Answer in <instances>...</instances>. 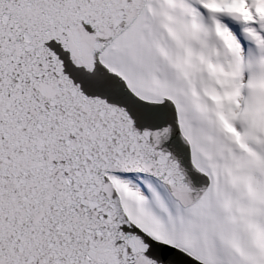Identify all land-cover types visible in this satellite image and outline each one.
<instances>
[{
    "label": "snow or ice",
    "instance_id": "6c2138e0",
    "mask_svg": "<svg viewBox=\"0 0 264 264\" xmlns=\"http://www.w3.org/2000/svg\"><path fill=\"white\" fill-rule=\"evenodd\" d=\"M0 264H264V0H0Z\"/></svg>",
    "mask_w": 264,
    "mask_h": 264
},
{
    "label": "water",
    "instance_id": "95a60500",
    "mask_svg": "<svg viewBox=\"0 0 264 264\" xmlns=\"http://www.w3.org/2000/svg\"><path fill=\"white\" fill-rule=\"evenodd\" d=\"M172 251H174V250H172Z\"/></svg>",
    "mask_w": 264,
    "mask_h": 264
}]
</instances>
